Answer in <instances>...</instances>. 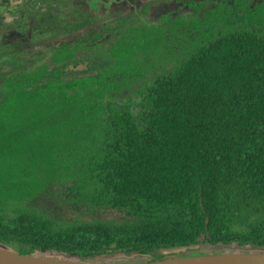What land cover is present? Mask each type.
I'll use <instances>...</instances> for the list:
<instances>
[{"label":"trees","instance_id":"obj_1","mask_svg":"<svg viewBox=\"0 0 264 264\" xmlns=\"http://www.w3.org/2000/svg\"><path fill=\"white\" fill-rule=\"evenodd\" d=\"M210 1L155 20L143 3L98 54L87 36L50 45L52 65L6 53L0 168L27 173L0 178V210L22 201L0 213L1 246L102 263L264 249V0ZM54 181L74 214L25 204ZM184 243L199 246L162 252Z\"/></svg>","mask_w":264,"mask_h":264},{"label":"rangeland","instance_id":"obj_2","mask_svg":"<svg viewBox=\"0 0 264 264\" xmlns=\"http://www.w3.org/2000/svg\"><path fill=\"white\" fill-rule=\"evenodd\" d=\"M1 1V0H0ZM184 1V0H183ZM182 0H8L10 7H14L13 13L9 9L0 5V43L4 46L0 47V73L7 72L14 69V66L19 63L18 58L7 61L6 53L18 50L17 54L28 55L27 61H21V67L25 65L32 66L47 61L52 65L50 45H56L64 39L73 41L77 37H91V43H95L96 47L93 52L100 53L106 49L111 43L109 35L113 36L116 26H119V19L123 21L129 19L130 10L136 8L142 12V4L148 3L146 9H143L145 14L155 20L157 14L164 12V9H169L173 15L191 14L194 8ZM209 3H214L208 0ZM18 8V9H17ZM76 11V12H75ZM50 13V15H46ZM22 21L25 23L19 24ZM150 19V18H149ZM80 21H83L80 22ZM81 23L77 29H66L71 27L74 23ZM22 27V28H21ZM120 27V26H119ZM122 28V27H121ZM20 30V32H19ZM102 32L101 37L92 35L94 32ZM115 35H118L117 33ZM3 40V42H2ZM7 44V45H6ZM8 51V52H7ZM79 55V50L77 51ZM96 59L97 56L93 57ZM92 60V59H91ZM90 59H83L78 61L71 60L70 63L64 65L65 73L63 76L81 75L86 69ZM27 63V64H26ZM18 66V65H17ZM16 66V67H17ZM5 163L3 160L1 161ZM12 171H5L0 168V178H3L7 185L12 178L26 175V168L22 166ZM30 170V169H29ZM69 182V181H66ZM48 186L50 194L47 192L46 198H39L36 194L30 202L25 204L31 206L32 204H39L44 202L55 205L54 208L61 212V215L67 216L69 213L74 214V210L67 205L58 203L59 198L63 197V190L65 187L62 182L54 181ZM6 188V186H3ZM61 191V192H60ZM42 197L46 194L45 190H40ZM60 192V193H59ZM7 195V192H5ZM40 194V193H39ZM7 198V197H6ZM20 197L17 199L8 198L1 204L0 213L5 218L14 215L21 207ZM3 206V207H2ZM15 210V211H14ZM108 211H101L100 215L107 214ZM54 254V253H51Z\"/></svg>","mask_w":264,"mask_h":264},{"label":"water","instance_id":"obj_3","mask_svg":"<svg viewBox=\"0 0 264 264\" xmlns=\"http://www.w3.org/2000/svg\"><path fill=\"white\" fill-rule=\"evenodd\" d=\"M198 246V243L175 244L163 247L162 252H183ZM134 254L127 255L117 252L115 256H132ZM0 264H264V249L224 250L219 253L172 256L143 262L102 263L88 258L82 260L79 258H58L42 253H20L0 245Z\"/></svg>","mask_w":264,"mask_h":264},{"label":"bare ground","instance_id":"obj_4","mask_svg":"<svg viewBox=\"0 0 264 264\" xmlns=\"http://www.w3.org/2000/svg\"><path fill=\"white\" fill-rule=\"evenodd\" d=\"M248 263H251V261H248Z\"/></svg>","mask_w":264,"mask_h":264},{"label":"flooded vegetation","instance_id":"obj_5","mask_svg":"<svg viewBox=\"0 0 264 264\" xmlns=\"http://www.w3.org/2000/svg\"><path fill=\"white\" fill-rule=\"evenodd\" d=\"M19 32H20V30H19Z\"/></svg>","mask_w":264,"mask_h":264}]
</instances>
